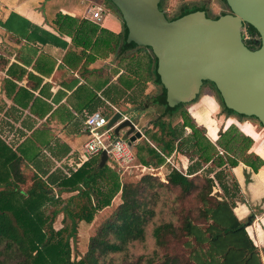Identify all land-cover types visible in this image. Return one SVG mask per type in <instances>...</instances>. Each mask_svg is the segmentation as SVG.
Masks as SVG:
<instances>
[{
    "label": "trees",
    "instance_id": "16d2710c",
    "mask_svg": "<svg viewBox=\"0 0 264 264\" xmlns=\"http://www.w3.org/2000/svg\"><path fill=\"white\" fill-rule=\"evenodd\" d=\"M106 1L121 18L118 10L109 0ZM165 1L160 0L159 3V9L164 13ZM196 10L205 8H191V5L184 4L174 17L169 18L166 13L165 16L172 21ZM246 30L248 38L244 41L245 44L250 49H256L254 38L251 37L257 34L256 31L250 26H247ZM97 31L98 28L93 25L94 35ZM126 35L127 29L123 23L122 36L115 46L118 48L117 56L121 62L118 63L119 68L134 77L126 82L127 88H133L132 92L136 96L134 101L138 102V98H144L142 102H138L140 105L135 109L138 112H146L154 106L160 108L158 121L154 124L159 128L161 135L170 137L167 142L157 138L163 144L162 150H173V141L177 151L188 156L191 163L185 173L168 166V173L163 180L155 173H144L136 183H122L119 175L107 165L100 168L99 155L90 158L75 172L70 171L69 176L60 170L48 176V170L40 171L42 175H38L24 159L25 154H28L27 158L31 159L35 168L41 170L36 162V154L26 153L27 150L21 147L14 150L7 143L6 137L0 134V185L5 187L0 190V264H9L10 260H18L19 264H262L258 250L246 235L245 225L230 219L231 208L235 207L240 198L238 183L230 172L239 162L235 158L225 160L223 150L219 148L232 151L234 142L244 141L245 146L241 149L236 146L235 148L248 149L251 140L234 129L220 135L219 147L203 137L204 128L196 127L189 120L186 111L188 106L198 101L200 92L192 102L170 108L165 101V90L156 75L157 63L154 55L140 45H128ZM100 36L99 34L96 41ZM94 44L96 45V42ZM137 49L150 52L146 66L139 61L134 62L132 56H129L131 51ZM143 70L149 73L152 83L160 88L159 95L144 97L148 96L144 94L145 87L139 90L141 82L137 81H146L141 78ZM202 84H210L213 87L224 115L253 119L263 129L256 118L240 116L227 109L212 82L204 81ZM147 98H151L149 100L154 106L145 104ZM178 116L181 123L171 127L167 122ZM186 128L191 130L188 135H184ZM211 133L214 132L211 130ZM153 137L156 138L155 135ZM147 144L150 156L143 163L139 162L146 168H162L163 158L165 159L162 152H158V148L148 140ZM244 165L256 172L263 166V162L255 159L247 161ZM120 171L122 173L121 169ZM199 172H205L202 185H197L196 182ZM29 174L32 184L27 193L23 194L19 186L25 185ZM210 174H213L214 178L211 179ZM58 184L59 193L76 194L63 203L54 196L56 193L52 189ZM214 185L220 187L222 197L211 194ZM171 191L177 192L174 198L178 200L176 202L179 207L168 209L165 193ZM117 195L119 203L89 238L85 254L76 261L71 260V242L77 238L79 223H92L97 212L110 207ZM79 199L83 200V203L78 206L76 200ZM186 199L197 203L195 212L186 210ZM48 203L51 206L61 203L62 207L47 214L44 208ZM159 207H166L170 215L169 219L157 223L158 210H161ZM59 214L63 216L62 223L65 227L56 231L52 225ZM206 224V227L201 226ZM149 227H152L149 237L154 242L153 249L149 254L135 256L129 248L132 244H142L146 241ZM179 246L182 247L180 253L175 249H180Z\"/></svg>",
    "mask_w": 264,
    "mask_h": 264
},
{
    "label": "crops",
    "instance_id": "0c3cea01",
    "mask_svg": "<svg viewBox=\"0 0 264 264\" xmlns=\"http://www.w3.org/2000/svg\"><path fill=\"white\" fill-rule=\"evenodd\" d=\"M184 1L186 5L197 1L196 7L206 5L204 0ZM93 2L0 0V134L9 133L12 140L17 134L16 149L36 154L41 170L28 154L24 159L38 175L48 166L46 176L58 173L57 164L67 167L70 158L78 157L76 137L84 134L87 138L84 122L88 115L100 111L111 119L115 111L120 112L116 101L125 90L115 87L121 73L111 76L110 66L121 63L115 43L122 36L123 23L114 12L117 23L106 26L109 12L105 3ZM89 6L103 9L101 23L88 17ZM93 25L98 28L95 35ZM195 114L205 126L204 117ZM140 134L145 138L142 131ZM254 151L263 157L258 171L245 165L233 169L246 202H236L230 219L245 225L246 235L264 264V152H258V146ZM251 206L259 210L253 214Z\"/></svg>",
    "mask_w": 264,
    "mask_h": 264
},
{
    "label": "water",
    "instance_id": "95a60500",
    "mask_svg": "<svg viewBox=\"0 0 264 264\" xmlns=\"http://www.w3.org/2000/svg\"><path fill=\"white\" fill-rule=\"evenodd\" d=\"M109 1L127 29L126 43L154 55L170 108L192 102L202 83L210 81L227 109L256 118L264 129V0H224L230 13L211 18L206 10H196L172 21L159 9L160 0ZM246 26L259 37L257 49L244 42ZM119 118L120 113L113 115L108 127ZM125 129L131 142L141 138L130 121L117 125L115 136ZM107 160L102 151L98 166Z\"/></svg>",
    "mask_w": 264,
    "mask_h": 264
},
{
    "label": "rangeland",
    "instance_id": "374dc122",
    "mask_svg": "<svg viewBox=\"0 0 264 264\" xmlns=\"http://www.w3.org/2000/svg\"><path fill=\"white\" fill-rule=\"evenodd\" d=\"M93 1H95V3L93 2L94 4L99 3V2L105 3L104 6H106L107 11L109 12V20L106 26H108L109 22L111 25L117 23L118 18L115 16V13H114L116 11L113 9V7H111L110 4L108 5L106 0H97V1L93 0ZM196 3L197 1L193 2L192 4L196 6L199 5ZM204 3H206V5L204 6L206 13L209 12V14L212 16L218 15L222 13V11L227 10V8H225V6L220 0H204ZM184 4H187L184 0H166L164 3V10H165L166 15L169 18L174 17L178 13L177 11L180 9V7H183ZM193 5H191V8L195 7ZM207 8H208V11H207ZM129 56L130 57L132 56V59L134 62L139 61V63H141L143 66H146V64L149 63L150 52L145 49H137V50L131 51ZM110 67H111V72H110L111 76H115L118 72L121 73L120 79H118V84H116L115 87L121 89V91L125 90V92H122V94L120 95V98H118V101H116L117 108L120 110V112L123 115L127 114L129 117H131L132 124L137 126L138 129L142 131L145 138H137L133 142L130 141L132 143L133 153H134L133 161L130 165L128 166L121 165V166L116 167V165L112 163L113 161L110 160V158L108 157V160H110V162L107 163V166L119 175L122 183H125V182L126 183H136L137 181H139V179L142 177L144 173H151V174L155 173L157 176H159L163 180L164 177L168 173L167 171L168 166L185 173L187 166L191 163L188 156H184L182 152H178L176 149V143L173 141H172L173 150H170V151L165 150V149L162 150L163 144L157 140V138H160V139L162 138L161 140H163L164 142H167L170 140V137H168L167 135L165 134L161 135L159 128L155 126L154 123L155 121H158V116L160 115V108H156L154 105L151 104V101L149 100L155 95L160 94V88L155 86L152 83L149 73L143 70L141 74L143 75V77L141 78L145 79L146 81L144 80L137 81L138 83L141 82V86L139 90L141 89V87L143 86L145 87L143 91H145L144 94L148 96H144V97H151L145 100V104H148L154 107L152 109L150 108L146 112L138 113V111L135 108L139 107L140 103L138 102H140L141 100H144V98L142 99L138 98V102H135L134 100L136 96H135V93L132 92L133 88H127L126 86V82L130 81V79L131 80L134 79V77L132 75H129L125 71L124 72L119 71L118 63H111ZM124 81L125 83H123ZM199 92H200V95H199L198 101L195 104L188 106L186 108V111H187V116L189 120H191L193 124L196 125V127L204 128V130H202L203 137H205L213 145L219 147L220 145L218 144L219 142L218 140L220 138V135H223L229 129L237 130L243 136L248 137L251 140V144L248 147V149L245 148L242 150H237L235 146L240 147L241 149L243 146L246 145V142L244 141L234 142L235 146L233 147V150H232L233 152L228 151V149L225 150L224 148L219 147L221 150H223V153H224L223 155H224L225 160H227L228 158H231V159L235 158L239 162L238 166H241V167L242 165H244V163H246L249 160H252V161H254L255 159L262 160L263 157L261 159V156L255 153L254 147L258 146V152H264V129H262L257 124V122L254 121L253 119H250V118L240 119L234 116L228 117L224 115V113L221 110L219 97L210 84L204 85L202 89L200 88ZM195 112L198 114H201L204 117L203 123L207 122V124H204L205 126H201V123H200L201 117H199L197 114L194 115ZM193 115L195 118H193ZM165 122H167V120H165ZM167 123H170V126L172 127V126L177 125L178 123H181V119L178 116L176 118L171 119ZM211 130L214 132L213 134L215 136L211 133ZM126 131L127 129L120 131L119 135L116 137L123 136V138H126V139L128 138L130 140V136L126 135ZM189 133H191V130L189 128H186L184 135H188ZM13 135H14L13 140H12V137L8 138L9 133L4 134L3 136L6 137V140L9 142V145L15 150L16 149L15 145L18 143V141L16 139L17 134L14 133ZM153 135H155L156 138H154ZM212 135L214 136L213 141L210 139L211 137H213ZM76 139L78 140V149L80 150L77 151L78 153L75 152L76 153L75 155L78 156L81 150L83 149V145L85 141L87 140V138L85 137L84 134H78ZM253 139H255V141ZM18 140H20V137H18ZM147 140L150 141L152 144H154L158 148V152L161 151L162 156L165 157V159L163 158L164 162L163 164H161L162 168L160 169H155L153 167L146 168V167H143L140 163V162L143 163L144 160H146L150 156ZM134 150L136 152V157H135ZM44 155L46 156V154ZM60 166H61L60 164L59 165L57 164L55 166V169L57 170L60 169ZM47 168L48 170H50L51 167L48 166ZM119 168L122 170V172H124V174L121 173ZM143 168L145 169L142 170ZM226 171H228L227 173L230 178H231L230 174H232L235 177L233 169L230 172V174H229L228 167H226ZM204 176H205V172H199L196 178L197 185H202L204 183ZM211 177L214 178L213 174H210V178ZM30 178H31V174H29L28 181L25 183V185L19 186V189L23 194L27 193L28 188L32 184V180ZM58 186H60V184L52 188L54 192H56L54 196L56 198H59V200H61L63 203H65V200L68 199L70 196L76 194V192L59 193ZM4 188H5L4 186L0 185V190ZM239 191H240L239 200L241 201L237 200V202L239 204L245 203L246 198H244L240 189ZM176 194H177L176 191L165 193V197H166L165 199L167 201L168 209H170L171 207H176V208L179 207V203L176 202L177 199L174 198ZM211 194L215 195V197H218V198L219 196L222 197L223 195L220 187L216 185H214V188L212 189ZM119 201H120L119 195H117L113 199L112 205L110 207H107L97 212L92 223L90 224H87L84 222L79 223V227L77 229L78 230L77 238L76 240L71 242V260L76 261L85 254V252L87 251L89 238L94 235L98 225H100L103 222V220L111 214L114 207H116ZM61 203L54 205V206H51L48 203L44 209L46 213L49 214L53 209H60L62 207ZM82 203H83V200L81 199L76 200V204L78 206L81 205ZM184 205H185L186 210H193V212H195L196 208L198 207L197 203L192 199L191 200L186 199L184 201ZM158 209H161V210H158L159 215L156 218L157 223L163 220L169 219L170 212L168 211L166 207L165 208L159 207ZM251 209H252L251 213L253 214H255L259 210L258 206H255V207L251 206ZM62 219H63L62 214H59L53 222V225H52L53 229L57 231L65 227V225H63L62 223ZM201 226L206 227L207 224L201 225ZM151 228L152 227H149L148 229V237L144 243L132 244L131 247L129 248L130 252L132 254L134 253L135 256L143 255L144 253H147V254L151 253L153 249V243H154L153 240H151L149 237L151 233ZM175 249H177L179 253L182 252V247H180V249L178 248H175ZM9 262H10L9 264H19L18 260H10Z\"/></svg>",
    "mask_w": 264,
    "mask_h": 264
},
{
    "label": "built area",
    "instance_id": "2783aa9c",
    "mask_svg": "<svg viewBox=\"0 0 264 264\" xmlns=\"http://www.w3.org/2000/svg\"><path fill=\"white\" fill-rule=\"evenodd\" d=\"M86 14L95 23H101L103 19V9L98 6H89L86 9ZM247 39V37H246ZM119 113L118 111H115ZM110 118L105 116L100 111H95L88 115L84 122V131L87 135V140L83 145V149L76 159H71L67 163V167H60L63 174L69 176L70 171L75 172L83 163L90 158L101 155L102 151H106L108 157L114 165L128 166L133 161V147L130 140L119 136L120 140L116 141L114 128L124 121H130L131 117L120 113V118L113 127H108ZM134 125V124H133ZM136 131L141 133L137 126L134 125ZM109 160V162H110ZM115 161V162H114ZM113 165V166H114ZM136 167V166H135ZM143 168L142 170H144Z\"/></svg>",
    "mask_w": 264,
    "mask_h": 264
},
{
    "label": "flooded vegetation",
    "instance_id": "af4514ba",
    "mask_svg": "<svg viewBox=\"0 0 264 264\" xmlns=\"http://www.w3.org/2000/svg\"><path fill=\"white\" fill-rule=\"evenodd\" d=\"M220 1L223 3V5L225 6V8H227V10L222 11V14L230 13V10L228 9V7H227L225 1H223V0H220ZM207 16H208V17H211V18H215L214 16L210 15L209 12H207ZM246 29H247V26H246V27L244 28V30H243L244 41L246 40V37L248 38V34L246 33V32H247ZM251 37L254 38V42H255V44H256L254 47L257 46V48H258V47H259V44H260V40H259L258 35L255 34V35H252ZM251 37H249V38H251ZM257 48H256V49H257ZM252 49L254 50L255 48H252ZM203 83H204V82H203ZM203 86H204V84H202V86H201L200 88L202 89Z\"/></svg>",
    "mask_w": 264,
    "mask_h": 264
}]
</instances>
